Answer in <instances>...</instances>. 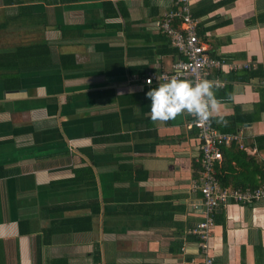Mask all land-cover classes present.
Masks as SVG:
<instances>
[{
    "label": "crops",
    "instance_id": "obj_1",
    "mask_svg": "<svg viewBox=\"0 0 264 264\" xmlns=\"http://www.w3.org/2000/svg\"><path fill=\"white\" fill-rule=\"evenodd\" d=\"M188 2L207 52L250 65L208 74L227 121L213 126L241 135L219 182L261 185L264 0ZM182 5L0 0V264H264V200L220 207L201 248L198 130L151 120L144 78L185 58L161 27Z\"/></svg>",
    "mask_w": 264,
    "mask_h": 264
},
{
    "label": "built area",
    "instance_id": "obj_2",
    "mask_svg": "<svg viewBox=\"0 0 264 264\" xmlns=\"http://www.w3.org/2000/svg\"><path fill=\"white\" fill-rule=\"evenodd\" d=\"M178 1L183 3L182 9L167 11L161 27L171 37L173 44L184 53L185 58L175 61L170 70L149 72L144 78L147 85L164 82L173 75H180L182 78L194 82L200 79L213 80L208 77L211 68L229 66L230 69H243L250 67L247 63L228 64L220 58L211 56L207 52L206 44L197 34L199 19L190 14L188 0ZM176 16L181 19L182 25L179 28L171 24L172 19ZM149 79L152 80L151 84H148ZM213 81H217L219 85L223 84L218 79ZM190 125L198 130L201 151L197 159L201 163V169L198 176L193 178L192 188L200 191L204 204L203 220L192 231L199 236L201 248L206 251L216 211L231 202L252 203L264 200V183L258 186H238L235 188L222 186L217 175V164L223 159V147L229 146L233 142H240L241 135L217 130L213 126L212 119L207 124L200 125L192 117ZM240 146L243 149L246 148L242 143ZM250 150L255 153L257 147L253 146ZM201 264H213V258L208 256Z\"/></svg>",
    "mask_w": 264,
    "mask_h": 264
},
{
    "label": "clouds",
    "instance_id": "obj_3",
    "mask_svg": "<svg viewBox=\"0 0 264 264\" xmlns=\"http://www.w3.org/2000/svg\"><path fill=\"white\" fill-rule=\"evenodd\" d=\"M162 4L163 0H160V6ZM151 82L149 79L148 84ZM219 86L213 80L200 79L194 82L173 75L146 93V97L151 100V120L167 122L187 113L200 125L207 124L213 118H216L217 123L226 125L222 114L224 101L215 94ZM228 98L233 99L232 96Z\"/></svg>",
    "mask_w": 264,
    "mask_h": 264
},
{
    "label": "bare ground",
    "instance_id": "obj_4",
    "mask_svg": "<svg viewBox=\"0 0 264 264\" xmlns=\"http://www.w3.org/2000/svg\"><path fill=\"white\" fill-rule=\"evenodd\" d=\"M209 52V51H208ZM219 58V57H218ZM221 59V58H220ZM224 68V67H223ZM215 69V68H214ZM210 70H212V69H210ZM210 73H212V71L210 72ZM212 75V74H211ZM215 77V76H214ZM215 79V78H214ZM220 79V78H219Z\"/></svg>",
    "mask_w": 264,
    "mask_h": 264
},
{
    "label": "trees",
    "instance_id": "obj_5",
    "mask_svg": "<svg viewBox=\"0 0 264 264\" xmlns=\"http://www.w3.org/2000/svg\"><path fill=\"white\" fill-rule=\"evenodd\" d=\"M224 148V147H223ZM200 170V169H199ZM197 171H198V168H197ZM255 186H257V185H255Z\"/></svg>",
    "mask_w": 264,
    "mask_h": 264
}]
</instances>
